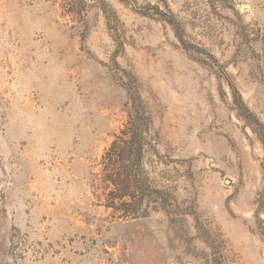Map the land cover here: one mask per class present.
I'll use <instances>...</instances> for the list:
<instances>
[{
    "label": "rangeland",
    "instance_id": "rangeland-1",
    "mask_svg": "<svg viewBox=\"0 0 264 264\" xmlns=\"http://www.w3.org/2000/svg\"><path fill=\"white\" fill-rule=\"evenodd\" d=\"M83 1L0 0V264H264V152L232 94L264 124V0ZM130 87L174 204L121 219L94 180Z\"/></svg>",
    "mask_w": 264,
    "mask_h": 264
},
{
    "label": "trees",
    "instance_id": "trees-1",
    "mask_svg": "<svg viewBox=\"0 0 264 264\" xmlns=\"http://www.w3.org/2000/svg\"><path fill=\"white\" fill-rule=\"evenodd\" d=\"M57 0H54V2ZM64 15L74 20L85 17L87 8L83 0H60ZM104 6L103 0H95ZM158 13L161 20L171 26L175 37L183 45V30L158 6H147ZM86 35L82 36L84 38ZM232 88V87H231ZM126 121L118 133L114 134L109 147L100 160V172L95 175L94 184L102 190L104 207L111 210L115 218H145L151 211L166 212L174 204V199L164 189H156L144 170L147 155L155 151V136L151 134V117L136 87L126 88ZM234 104L238 106L236 115L243 120L264 152V124L251 114L242 104L240 96L232 88ZM264 168V159L262 162ZM264 171V169H263Z\"/></svg>",
    "mask_w": 264,
    "mask_h": 264
}]
</instances>
